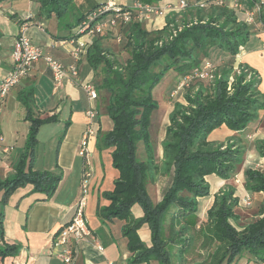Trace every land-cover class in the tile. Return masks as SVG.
Segmentation results:
<instances>
[{
    "label": "trees",
    "instance_id": "trees-1",
    "mask_svg": "<svg viewBox=\"0 0 264 264\" xmlns=\"http://www.w3.org/2000/svg\"><path fill=\"white\" fill-rule=\"evenodd\" d=\"M35 1L39 6V16L46 20L56 19L60 29L68 33L58 39L73 37L71 34L81 21L102 5L92 4L84 12V7L80 8L76 0ZM137 1L159 5L162 0ZM247 1L249 7L246 9L263 1L255 25L264 31V0ZM199 2H206L207 6L200 8L196 5ZM189 5L197 9L195 17L205 23L184 27L173 39H169L171 24L174 23L171 20L163 28L153 30H148L143 21L137 20L119 25L121 35L126 39L125 48L130 51V57L124 64L118 63L103 43L115 28L99 34L86 53L90 67L102 74L94 84L98 97L99 90L103 92L101 100L113 121V128L102 133L101 139L105 146L114 148L113 165L120 173L114 189L105 194L110 204L99 208L98 213L104 219L125 221L123 235L131 253L130 264H149L152 261L171 264L169 245L176 238L178 242H184L186 236L180 234L192 226L198 212V199L211 195L206 177L216 174L229 179L242 163L244 152L241 149L232 144L212 142L209 135L222 125L242 131L260 110H264V93L259 88L262 80L255 70L240 64L251 70V77L242 71L231 85L229 83L236 57L241 48L247 47L255 25L245 21L244 12V18H241L227 0L221 5L213 0H189ZM212 49L223 52L226 64L220 70L221 77L215 80L194 78L195 81L193 79L187 86L185 102L174 103L162 142L160 166L155 161L150 133L152 114L159 108L153 89L171 70L182 78L192 74L205 62ZM21 100L29 121L26 149L16 173L0 179V195L1 192L9 195L28 183L33 184L37 191L53 193L60 176L33 170L32 160L41 127L57 118L54 115L41 118L37 114L32 91L25 92ZM140 144L147 153L146 159L139 158ZM256 147L264 157V141L257 142ZM160 170L169 175L171 183L162 199L154 202L148 185L156 181ZM244 174L245 188L250 193H264V171L247 169ZM135 205L142 208V217L134 216L132 208ZM237 205L238 199L231 188L214 194V201L207 211L205 233L206 239L218 242L211 264H236L247 253L254 264H264V201L260 210L263 216L247 223L241 231L231 223L232 219H238L235 213ZM172 208L176 209L169 224L173 234L166 238L163 222ZM144 225L150 231L149 245L139 234ZM178 226L180 229L176 231ZM6 250L1 253L6 254Z\"/></svg>",
    "mask_w": 264,
    "mask_h": 264
},
{
    "label": "crops",
    "instance_id": "crops-1",
    "mask_svg": "<svg viewBox=\"0 0 264 264\" xmlns=\"http://www.w3.org/2000/svg\"><path fill=\"white\" fill-rule=\"evenodd\" d=\"M136 1L76 0L80 8L84 7V12L95 3L113 2L120 6H133ZM235 2H239L243 10L249 7L247 0H227L230 6H233ZM168 4L178 6L180 0H162L158 6L166 7ZM196 12L197 9L193 6L171 11L167 16L165 13L156 17L155 23L147 22L146 28L161 29L169 20L176 24L185 22L196 16ZM25 22L29 24L25 34L34 43L42 45L47 54L58 58L64 64L68 65L72 62L70 56L72 46L67 42L69 39H58L59 36L68 33L60 29L56 19L46 20L39 16V6L35 0L31 2L30 0H0V83L13 67L12 50L16 38L22 32V24ZM8 25H10L11 34L4 31ZM257 29L255 26L254 30L258 31L256 33L258 43L253 44L252 47H246L237 61L249 66L260 75L262 82L259 88L264 93V31ZM74 33L75 29L71 36ZM97 36L88 39V46ZM108 40V38L103 40L105 47L108 45ZM96 78H101L99 71L90 67L84 55L79 62V77L73 81L66 80L61 88H56L51 71L45 61L40 60L19 84L12 87L4 102L0 104L1 180L16 173V167L26 149L29 121L26 120V108L21 100L25 92H33L36 111L41 118L54 115L57 119L51 123L64 127L63 134L58 139L55 160L45 163L42 156L39 161L36 151L32 160L33 170L52 172L60 176L56 190L49 194L43 191L39 193L34 189L33 184L28 183L20 186L22 188L18 187L20 189H15L9 195L1 192L0 264H63L58 251L53 249L54 236L73 218L77 202L83 193L87 198L85 213L91 234L78 244V254L73 264H109V262L130 264L131 253L127 249V238L123 236L125 221L118 218L104 219L98 213L99 208L110 204L105 194L114 189L115 180L120 173L113 165L114 148L105 146L101 139L102 133L109 132L113 128V121L101 100L103 92L100 93L99 90V97L92 101L82 87L83 83H94ZM44 84L50 86L46 96H43L44 90L41 89ZM176 94L178 91L173 90L170 96L174 97ZM174 103L168 112L167 125ZM91 108H96L98 112L96 118L91 119L87 115V111ZM90 129L93 132L91 134L88 133ZM164 138L165 134L161 139L162 150L158 151L159 148L157 147L156 150L153 136L151 137L156 159L163 157ZM209 140L226 145L232 144L244 153L242 163L237 166V171L231 178L223 179L216 174L206 177L211 187V195L198 199V213H207L214 201V194L229 188L234 190V197L238 201L250 195L252 203L257 202L260 205L264 201V193H250L245 188L244 172L247 169L264 171V157L260 155L256 147L257 142L264 141V110H260L257 117L244 130L234 131L222 125L209 135ZM52 141L53 144L56 143V139ZM4 147L9 148L7 153L2 151ZM139 156L141 159L147 158L144 147ZM86 171L90 174L86 177V184L83 187ZM170 183L169 177L162 190L149 183L150 195L152 191L155 193L154 202L162 199ZM132 212L136 218L143 216V210L139 205H135ZM139 234L141 239L149 245L151 238L147 225L139 230ZM97 242L102 244L103 251L98 250ZM4 249H7L6 254L1 253ZM149 264H158V262L152 261Z\"/></svg>",
    "mask_w": 264,
    "mask_h": 264
},
{
    "label": "built area",
    "instance_id": "built-area-1",
    "mask_svg": "<svg viewBox=\"0 0 264 264\" xmlns=\"http://www.w3.org/2000/svg\"><path fill=\"white\" fill-rule=\"evenodd\" d=\"M218 4H224V0H213ZM262 2H257L252 8L246 9L245 21L249 24H256V19L261 13ZM196 5L200 8L207 6L206 2H199ZM190 6L188 0H180V4L175 6L168 4L166 7H161L156 4H144L140 1H136L133 6H120L113 2H107L100 5L97 9L92 11L85 19L81 21L78 27L75 29L74 36L71 37L67 42L72 46L70 50V56L72 62L68 65L64 64L58 58L47 54L42 45L34 43L29 38L25 31L28 28V23L22 24L21 33L16 38L13 50V67L8 74L3 78L0 83V104L4 102L8 92L15 85L19 84L20 81L26 77L32 68L40 60H44L47 67L51 71L52 78L56 88H61L66 80L73 81L79 77V62L82 57L86 55L88 50V39L92 36L104 33L107 30L114 29L121 24H127L132 21H144L153 17L162 16L167 10L175 11L179 9H185ZM235 9L241 8L239 2H235L232 6ZM197 23H205L204 20H198L195 17L192 20L184 22L183 24L177 25L171 24L169 39H173L178 33L184 28ZM162 44V42H160ZM244 48H241V51ZM209 69V70H208ZM215 68L206 66L205 70L195 68L192 74L183 77L179 87L188 86L194 78L215 80L220 78L221 74H216ZM235 73L240 74L242 71L251 77V70L246 67L236 66ZM234 80V76H230V81ZM85 93L89 100H96L98 98V90L93 82H86L82 85ZM87 115L93 119L96 118L98 112L96 108H91L87 111ZM89 134L93 133L92 129L89 130ZM8 147H4L2 151L7 153ZM90 172L85 173L87 177ZM86 184V178L83 180L82 186ZM86 196L83 195L77 202L76 211L73 218L63 225L57 234L54 236L53 249L58 251V254L63 264H73L78 254V244L87 239L91 234L90 227L85 214ZM245 206L252 204V198L247 195L243 200ZM97 248L99 251H103V246L97 242ZM109 264H113L109 262Z\"/></svg>",
    "mask_w": 264,
    "mask_h": 264
},
{
    "label": "rangeland",
    "instance_id": "rangeland-1",
    "mask_svg": "<svg viewBox=\"0 0 264 264\" xmlns=\"http://www.w3.org/2000/svg\"><path fill=\"white\" fill-rule=\"evenodd\" d=\"M236 10L238 11L241 18H244V15L242 14L243 8L237 7ZM175 11H178V10H175ZM170 12H171L170 10H167L165 12L166 13L165 16L169 15ZM155 18L156 17L144 20L143 23L145 27L148 24L147 22L155 23V20H154ZM194 18L195 16H193L189 20H192ZM183 23L184 22L177 23V25H180ZM255 26H258V25H255ZM4 31L7 32L8 34H11L10 25H8L6 30ZM109 33L110 34L108 37L109 40L107 43L108 44L107 47L112 51V53L114 54V58L118 61V63L124 64L126 60L130 57V51L129 49L125 48L126 39L121 35V26L118 25V27H116L114 30H111ZM256 33H258V31H254V33H252L247 43V47L249 46L252 47L253 44L258 43L259 39ZM260 41H262V39H260ZM244 50L240 51L239 55L242 52H244ZM222 55H223V52L219 51L218 49H212L210 51L209 57L207 59H204L205 62H203L201 66H199V68L205 70L206 66L210 65L211 68L213 67L216 69V71H214L216 74H221L220 70L222 66L226 64L225 60H223ZM239 55H237L236 57L235 65L230 75V76H234V79H235V76L237 75V73H235L234 71L235 67L240 66L241 64V63H238L237 61ZM99 75H102V74L99 73ZM182 80L183 78L180 75H178V73H176L174 70H172V71H169L153 89V96L155 100L158 102L159 108L156 111H154V113L152 114L150 133H151V137L153 136L154 145L156 147V150H157V147L159 148L158 151H160V149L162 150L161 139L164 137V134H165V127L168 123V112L174 103L173 101L177 100L178 102H182V103L185 102L184 95L188 87L187 86L179 87ZM233 81L229 82L230 85L233 83ZM197 84L198 83H196L195 85ZM205 84H208V83H205ZM41 89L44 90L43 96H46V94L49 93L50 91V86H47L46 84H44L42 85ZM173 90L178 91V94H176L174 97L170 96ZM40 97H38L39 101H40ZM63 129H64L63 125L60 126L56 123H49L41 127L40 133L38 135L39 145L37 146V149H36V152H38L39 161L42 156H43L42 157L43 161L45 163L50 162L51 160H55V157L57 154L58 139L62 136ZM52 139L53 140L56 139V143L53 144ZM142 151H143V147L141 145V147L139 148L140 155ZM155 160L158 162L157 164H160L161 166L162 159L157 157V159L155 158ZM161 170H163L162 167H161ZM161 170L160 172L157 173L158 175L157 180L155 182L151 181L150 183L151 186L155 188L158 187L159 190H162L164 188L169 178V175L165 174ZM244 183H245V180H244ZM157 191L156 193L158 194ZM38 192L42 193L41 191H38ZM33 193H36V192H33ZM151 195H152L151 198L154 200L155 193L153 191ZM242 202L243 201L241 200L238 201V205L235 207V213L237 214L238 219L231 220V223L236 227L238 231L243 230L244 226L247 225V223L263 216L260 214L261 213L260 210L262 208L263 202L260 205L257 202L256 203L253 202L249 206H245ZM175 211L176 209L172 208L171 211H168L165 215L163 226H164V235L166 238H168L170 234H173L170 232L169 224L173 218L172 214ZM191 225L192 226L188 228V230H182L180 234L182 236H186V239L184 240V242L183 241L182 243L178 242V238H176L177 241L175 240L173 243H171V245H169V250L171 253V264H211L213 262L212 255L214 253V250L218 242L213 243L212 241L206 239L205 233L207 232V229H206L207 213L197 212L195 219L192 221ZM179 229H180V226L176 228V231H178ZM0 237H1V233H0ZM177 244H180V245H177ZM127 249H128V246H127ZM181 250L183 251L181 252ZM236 264H254V262L249 260V255L247 253L240 260H238Z\"/></svg>",
    "mask_w": 264,
    "mask_h": 264
}]
</instances>
